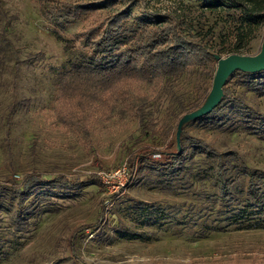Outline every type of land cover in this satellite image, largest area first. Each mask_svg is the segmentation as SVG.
Returning <instances> with one entry per match:
<instances>
[{
  "label": "rangeland",
  "instance_id": "1",
  "mask_svg": "<svg viewBox=\"0 0 264 264\" xmlns=\"http://www.w3.org/2000/svg\"><path fill=\"white\" fill-rule=\"evenodd\" d=\"M79 1L93 0H44V4ZM199 1L138 0L133 14L194 16L199 12ZM100 20L97 15L75 18L62 33L79 39ZM3 26L15 54L0 72V181L20 183L36 171L49 176L64 173L71 178L96 174L98 182L68 189L63 196L45 198L42 203L36 200L35 204L41 205L23 231L14 230L13 200L2 193L0 264H264V228L209 232L220 223L219 216L199 218L189 210V203L199 202L210 211L212 203L198 188L167 190L153 181L150 166L170 162L183 145L185 133L221 150L233 147L248 165L264 170V139L254 133L243 128H207L191 118L179 128L188 112L180 114L179 108L172 111L173 93L194 99V68L179 78L144 86L151 95L148 111L154 119L148 133L133 114L121 119L101 112L87 139L62 125L56 116L58 71L66 66L68 54L40 0H0ZM224 40L218 39L223 50L214 52L222 59L232 54L235 38L232 35ZM263 41L264 20L236 53L255 55ZM214 75L202 77L203 85L209 88L205 99ZM225 85L264 109V95L248 90L239 77L229 75ZM129 157L135 158L136 164L132 179ZM164 214L167 217L163 218Z\"/></svg>",
  "mask_w": 264,
  "mask_h": 264
},
{
  "label": "trees",
  "instance_id": "2",
  "mask_svg": "<svg viewBox=\"0 0 264 264\" xmlns=\"http://www.w3.org/2000/svg\"><path fill=\"white\" fill-rule=\"evenodd\" d=\"M199 2V12L194 16L185 13L158 16L148 12L135 16L133 8L139 5L138 0H93L63 5H46L40 0L44 15L50 19L56 38L68 54L66 66L58 71L55 95L58 121L88 139L99 113L108 114V118L118 115L121 119L133 114L148 133L154 127V119L148 111L151 95L144 86L165 78H179L193 68L197 72L196 96L189 101L185 95L173 93L172 111L179 108L181 114L199 107L209 91L202 77L213 76L217 61L214 52L223 50L219 49L218 39L225 37L226 42L233 35L235 41L229 53L246 46L264 20V0ZM90 15L101 20L83 37L69 39L63 35L73 19ZM14 54L7 28L0 27V72ZM231 75L239 77L248 90L264 95V69L255 72L236 69ZM196 120L207 128H243L264 139V109L253 106L227 85L220 102ZM172 158L163 165L154 162L150 166L155 174L153 181L167 190L198 188L212 203L210 211L207 212L208 205L199 202L189 203V210L199 218L206 214L219 216L220 223L209 232L231 227L264 228L263 169L248 165L233 147L221 150L188 133ZM128 160L132 179L135 158ZM96 182V174L71 178L64 173L49 176L32 171L20 183L0 181V195H10L14 230L23 231L32 224L41 205H36V200L42 203L45 198L63 196L68 189ZM3 207L0 204V209ZM159 211L165 213L164 209Z\"/></svg>",
  "mask_w": 264,
  "mask_h": 264
},
{
  "label": "water",
  "instance_id": "3",
  "mask_svg": "<svg viewBox=\"0 0 264 264\" xmlns=\"http://www.w3.org/2000/svg\"><path fill=\"white\" fill-rule=\"evenodd\" d=\"M217 59V68L214 75V82L210 93L204 101V104L196 109L189 111L181 120V124L185 119H197L210 111L220 102L224 95V85L226 79L236 69L248 72H255L264 69V41L261 50L255 55H243L240 53H232L226 58H220L214 53Z\"/></svg>",
  "mask_w": 264,
  "mask_h": 264
},
{
  "label": "built area",
  "instance_id": "4",
  "mask_svg": "<svg viewBox=\"0 0 264 264\" xmlns=\"http://www.w3.org/2000/svg\"><path fill=\"white\" fill-rule=\"evenodd\" d=\"M162 153L161 152H155L153 153V156H161ZM16 176H20L19 174H16Z\"/></svg>",
  "mask_w": 264,
  "mask_h": 264
}]
</instances>
